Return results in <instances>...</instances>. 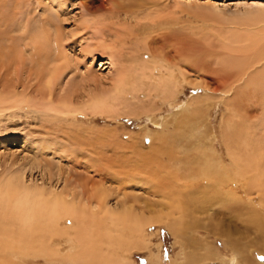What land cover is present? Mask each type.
Masks as SVG:
<instances>
[{"label": "rangeland", "instance_id": "rangeland-1", "mask_svg": "<svg viewBox=\"0 0 264 264\" xmlns=\"http://www.w3.org/2000/svg\"><path fill=\"white\" fill-rule=\"evenodd\" d=\"M143 1L141 11H134L132 4L141 0H0V90L16 86L28 100L0 114V180L18 175L29 186L56 191L69 187L84 200L90 199L89 203H126L135 212L145 209L141 210L145 216L155 212L164 221L169 218L149 223L138 233L120 226L119 234L110 221L101 218L95 229L103 236L114 231L113 235L123 239V246L115 248L114 264H171L193 238L188 232L179 239L171 228L180 214L173 206L181 198L175 196L204 182L196 174L206 154L212 153L194 147L187 153L174 146L153 149V143L166 145L157 136L162 125L156 121L164 117L171 121L172 114L193 101L203 113L200 122L207 133L216 135L215 147L227 156L223 136L235 110L228 111L226 87L220 86L216 93L205 92L201 85L207 81L205 71L192 75L187 70L190 75L186 81L179 73L178 85L161 79L167 70L159 53L170 54L174 47L167 46L175 43L181 51L196 48L195 55L213 50L222 58L246 56L250 52L235 53L228 48V35L239 29L234 24L238 16L264 8V0ZM150 4L151 9L147 7ZM210 73L211 68L206 74ZM123 74L129 79L119 88ZM214 82L211 79L205 84L213 89ZM95 95L107 98L102 111L78 107ZM256 95L247 93L241 115L233 122L245 126L251 139L264 145V95ZM65 96H70L77 108L61 109L58 104ZM146 132L157 135L151 138ZM203 135L200 145L207 141ZM244 144L242 140L238 146L243 148ZM242 204L236 209L217 205L209 213L236 231V236L242 234L243 245H248L256 241V235L244 229L247 224L241 218L248 206L247 202ZM71 224L69 221L64 226ZM127 232L131 238L125 242ZM68 239L67 234L61 239L63 250L69 248ZM210 239L211 246L226 255L229 247L225 242ZM257 257L264 262V255ZM22 264L78 263L31 256ZM209 264L222 263L214 259Z\"/></svg>", "mask_w": 264, "mask_h": 264}, {"label": "bare ground", "instance_id": "bare-ground-1", "mask_svg": "<svg viewBox=\"0 0 264 264\" xmlns=\"http://www.w3.org/2000/svg\"><path fill=\"white\" fill-rule=\"evenodd\" d=\"M137 3L127 9L141 11L145 2L141 0V3ZM151 6V4L147 5L149 8ZM234 24L238 25L239 29H234L228 35L227 46H230L228 48L235 53L236 51L250 52L246 56L236 57V54L235 56L230 54L232 55L230 56L224 53L230 58H222L221 53H213V50L195 55L196 48L191 47V49L181 51L175 43L167 46L174 47L169 50L170 54H163V52L160 54L161 50L158 52L159 55L155 54V56H159L162 67L167 70L165 77L160 75L162 73L159 74L161 79H167L168 82L177 84L179 83V73L183 74L186 81L190 75L189 72H186L187 70H190L192 75L205 71L204 76L207 81L203 78L204 82L201 84L203 90L208 94L216 93L220 86H225L224 95L227 97L228 111L235 110L226 125L228 127L225 129L226 134L223 133L227 156H224V152L215 147L216 135L207 133L205 126L200 122L203 121L200 117L203 113L199 108L194 107L193 101L188 102L180 112L172 114L171 121L167 117L156 121L157 124L162 125L161 134L159 132L156 135L159 140L166 141V145L159 146L153 143V149H168V147L174 146L187 153L194 147L212 153L206 154L204 163L197 172L199 174H196V178L203 179L204 182L198 186L194 185L196 188L189 189L191 191H186V193L183 192L186 189L181 190L179 187L177 192L181 191L175 198L179 196L181 200L178 202L179 198H177L175 201L177 203L172 202L175 204L173 207L180 214L171 228L179 239L186 236L188 232L193 234V238H189L190 244H186L188 249L186 250L184 247L171 264H209L214 259H219L222 264H264V262L258 261L257 257L260 254L264 255V145L251 139L252 135L249 136L250 133L245 126L233 122V118L241 115V104L244 103L248 92L256 93L257 97L261 94L264 95V8L238 16ZM177 30L174 29L175 32ZM37 38L35 43H38ZM186 64L188 65L186 66ZM146 68L150 70L149 66ZM209 68L212 70V75L211 73L206 74ZM216 74H218L217 77ZM120 78L119 88L124 86V83L129 79L127 74H123ZM210 78L215 81L216 86L213 89L205 84L211 81ZM98 96L95 95L94 99L85 101L83 106L78 105V107L85 108L86 106L85 109H91L92 112L102 111L107 104V98L102 95ZM25 97L16 89V86L11 85L6 88V91L0 90V114H4L7 110L23 102L26 103L28 100ZM31 98L33 100V97ZM58 105L65 110L77 108V103H73L70 96L61 98ZM179 117H182V120L179 121ZM146 133L151 138L156 137L151 132ZM202 135L207 140L204 145H200L199 141V137ZM249 137L250 140L247 139ZM240 140L245 142L243 148L238 146L241 143ZM142 155L148 156L145 153ZM22 179V176L14 177L12 174L11 177L0 180V264H22L31 256L44 257L48 260L74 261L78 264H114L115 255H117L115 248L123 244V239L113 235L114 231L112 234L104 233L105 236H103L102 232L95 229L101 218L110 221L118 234L120 229H117L120 226L126 231L130 228L131 233H138L145 230L149 223H162L169 219L164 221L155 212L150 216H145L141 212L145 209L140 207L139 211L135 212V209L126 203L118 206H111L106 200L89 203L90 199L84 200L83 195L76 192L75 189L66 187L59 191L46 190L34 185L29 186ZM186 180L188 181V179ZM191 182L192 180H190ZM173 194L175 195V193ZM174 195L169 196L173 197ZM243 201L247 202L248 206L244 209L246 212L242 210L245 215L241 214L243 216L241 219H244L247 224L244 229L256 235V241L254 240L252 244L248 245H243L242 234L236 236V231L227 229L209 213L217 205L227 209L239 208ZM95 209L98 210L95 211ZM229 211L231 213V210ZM69 221L72 224L64 226V223ZM168 228L170 227L168 226ZM124 230L121 231L125 232ZM205 232L208 233L206 236L203 234ZM131 233L124 237L126 238L125 242L129 240L127 237L131 238ZM66 234L71 239H68L70 240L68 241V250H63L60 243ZM210 237L221 238L225 242L229 247L226 255L211 246Z\"/></svg>", "mask_w": 264, "mask_h": 264}]
</instances>
